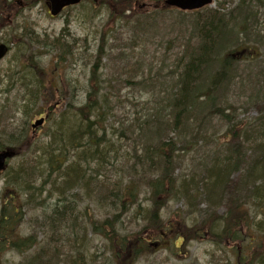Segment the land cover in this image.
<instances>
[{
	"label": "trees",
	"instance_id": "16d2710c",
	"mask_svg": "<svg viewBox=\"0 0 264 264\" xmlns=\"http://www.w3.org/2000/svg\"><path fill=\"white\" fill-rule=\"evenodd\" d=\"M89 2L109 10L119 27L131 25L143 40L155 39L163 45L164 41L158 35L161 28L165 29L164 34H170L171 38L164 49L173 61L164 77L165 87L160 90L162 95L158 94L157 99L153 97L151 102L142 104L145 114L141 115L140 124L137 117L129 125L125 121L114 124H118L121 138L133 142L130 148L133 158L132 167L120 168L121 172L127 170L130 177L115 175L112 178L103 171L116 169L111 160L117 158L105 149V144L111 143L112 135L117 132L110 121L115 118V107L121 102L118 92L112 87L113 82L104 81L107 39L92 56L89 87L83 93L85 101L76 105V98L72 95L75 88L64 75L57 76L55 71L69 58L75 59L69 44L61 37L56 41L33 40L42 48L50 47L56 54L55 59L59 63L53 61L47 70L36 60L31 38L27 34H22L20 39L14 37V41L19 40L17 45L24 43L28 48H19L16 66L22 74L24 70L31 73L18 79L27 88L23 98L25 105L21 106L22 111H18L22 112L26 124L48 112L49 126L44 130L42 140L36 141L32 134L23 138L21 133L8 132L9 125L5 121L8 113L0 111V141L7 143L0 149L9 147L16 152V157H27V161L20 164L22 169H18L17 180L9 184L11 190L17 193L26 191L28 199L40 200L43 195L31 199L28 184L43 182L42 189L49 191L47 199H50L59 189L55 185L57 181L63 184L61 191L70 190L72 183L74 191L84 192V195L75 193L72 196L76 207L80 202L91 200L106 211L104 217H98L93 211L88 217V232L87 227H78L74 239L63 237L61 240L60 236H53L50 245L41 251L45 252L41 255L42 261L44 264H86L88 233L91 231L92 235L104 237L108 242L114 264H133L146 251L143 238L147 231L163 234L166 230L174 236L182 228L178 217H175L178 229L167 226L161 218V211L183 184L192 189L187 196L189 207H193L198 197L206 195L203 188L208 187L213 193L208 192V197H213L217 191L225 190L229 194L228 197L213 199L216 204L218 201L226 204L224 214L218 216L217 210L213 209L208 220L187 229L188 239H196L193 237L196 233L212 232L218 223L219 242H228L236 247V264H263L264 225L262 221L256 222L257 212H264V198L256 195V184L264 181V1L241 0L231 11L221 4L217 10L178 12V20L171 21L168 28L164 27L167 24L164 14L172 12L153 10L138 15L137 0ZM159 5L166 8L162 1ZM134 16L136 20L131 22ZM12 35L15 36L14 30ZM126 69L134 70L121 76L118 83L146 90L152 78L153 64L145 60H140L139 65L138 62H127L123 65V70ZM244 105L247 110H256L257 116L252 120L239 119L237 111ZM55 106H64V110L56 114ZM216 121L224 128L218 139L215 138L218 131H209V126ZM201 142L209 147L208 152L221 147L228 148L230 152L223 158L215 155L210 162H205L208 159L205 156L198 164H193L190 177L179 176L176 172L183 164L182 155L190 151L199 153L196 149ZM234 173L239 174L236 184L235 179H230ZM242 173L246 176H240ZM142 188L150 192L149 216L144 220L146 226L140 233L119 234L121 220L139 206L138 192ZM232 188L235 194H231ZM208 203L212 207V202ZM10 216L12 213L4 211L0 216V235L4 243L5 232L15 225L14 218ZM75 218L60 217L56 222L52 219L59 235L62 229L68 228V224L70 227L81 223ZM31 245L32 241L28 239L25 247ZM247 247L248 255L243 251ZM38 262L34 259L31 264Z\"/></svg>",
	"mask_w": 264,
	"mask_h": 264
},
{
	"label": "rangeland",
	"instance_id": "374dc122",
	"mask_svg": "<svg viewBox=\"0 0 264 264\" xmlns=\"http://www.w3.org/2000/svg\"><path fill=\"white\" fill-rule=\"evenodd\" d=\"M161 1L162 0H137L136 14L140 15V13L143 14L153 11L154 6L160 4ZM240 1L241 0H215L214 4L209 9L210 11L215 10L219 6V3H222L226 5V9L231 11L235 9ZM262 5H264V2H262ZM164 17V20H167V24H164V27L166 26L167 28L171 21H177L179 18L177 13H170ZM115 20L114 15L105 7L102 8L100 7V4L93 5L90 2H84L76 8L65 11L61 16L52 18L49 16L44 3H39L38 0H0V42L8 41L13 44L12 46H15L19 40L14 41V37L20 39L22 38V34H27L31 38L30 41L32 40L33 53L37 61H40L43 68L45 67L47 70H50L56 55H53L54 52L51 53L50 47L43 49L38 42H34L33 40L35 38L40 40H53L61 37L66 42L73 44L71 50L76 54V57H74L75 59H71V61L70 59L69 61L66 60L65 63L60 65L58 70L55 71L56 74H58L57 76L64 75L65 80L68 81V83L70 82L69 84H72V86L76 88L73 90L74 93H72L73 97L76 98L74 103L76 105H81L85 101L83 92L88 88V79L92 67L90 64L92 56L96 53V50L102 41L107 39V56L103 61L105 62L104 81L113 82L112 87L116 93L118 92V97L121 102L115 107V118H112L110 121V123H112L111 127L117 129V132L111 137V143L114 150L112 156L117 158L116 160H111V162L113 163V166L116 165V169L109 168L103 171L108 177L113 176L112 178H114L115 175L130 177L127 170L121 172L120 168L122 166L126 169L132 167L131 163L133 155L130 154V148L132 147L133 142L121 138L118 134V124L125 121L127 122V125H129L134 121L135 117L138 118V123L141 122V115L145 114L144 110L141 109L144 107L142 104L145 102H151L153 97L157 99L158 94L162 95V91L160 92V90H163L165 87L164 77H166L169 72V68L173 61L171 55H168L164 49L167 41L171 38L170 34H164L165 29L162 30L161 28V33L158 35V37L162 38L164 41L162 45L158 44L155 39L143 40V37H140L138 33L134 32L131 25L126 27L123 26L122 28L116 24L117 22L115 23ZM135 20L136 17L134 16L132 17L131 22H134ZM13 30L15 36L12 35ZM167 30L168 29H166V31ZM26 50H28V48ZM14 51H12L0 64V111L8 113V116L5 117V121L7 125H9V133H21L23 138L32 134L36 141H39L43 139L44 130L49 126V121L43 128H39L36 132H33L31 124L39 119V117L32 118L30 122L26 124L27 121L24 120L19 113L20 110L22 111L21 106L25 105L23 98L26 94L27 88L23 85L21 80L18 79L28 73L24 71L22 74L20 72L21 69L17 68L15 61L17 55ZM140 60H145L147 63L153 64L154 68L151 71L152 78L146 86V90L139 89L140 87L131 86V84L127 86L120 85L118 83L120 77H124L129 74V71L134 70H123V65L127 62H131L132 64L138 62L139 65ZM257 65L258 64H256V67ZM157 76L158 79L155 78ZM105 86L108 88V84ZM63 110L64 106L59 107L55 113L58 114V112ZM237 112L239 114V119L241 120H252L257 116L256 110H247V106ZM115 123L118 124L114 125ZM222 126L223 124L218 121L209 126V131L211 133L218 131L216 133V139H218V136L224 131ZM214 143L217 142L214 141ZM6 144L7 143L0 141V145L5 146ZM196 150L200 154H195L190 151L182 155L183 164H181L180 169L176 172L179 176L185 175L186 178L190 177L191 172L193 171V164H198L205 156L208 158L205 162H210L215 155H217V158H223L230 152L226 147L217 148L212 152H208L209 147H207L204 142H201ZM26 161V156H18L13 159L9 163L7 172L0 177V208L2 206V201L5 199L2 196L3 193L6 194V198H9L6 200H8L10 204L23 206L21 221L15 239L25 240L27 238L34 239L38 237L37 242L39 244L34 245L30 251L18 252L9 249L8 251L1 253L0 264H26L27 260L36 256L34 255L36 252L37 255H43L45 253L41 252L43 247L47 244L50 245L51 238L53 237L50 231L51 219L48 218L49 215H51L49 212L50 209L45 211L37 207L35 208L33 205L27 206V196L25 195V191L21 192L20 196L17 195L14 198L15 200L11 199L13 197H10L13 192L9 190L8 183L13 180L14 173L20 168V164L22 162L25 163ZM240 176L245 177L246 175L242 173ZM238 177L239 174L234 173L231 174L230 179H235L236 184ZM261 180H263V176L261 177ZM263 184L264 181H258L256 184L258 187L256 195H260L262 198H264V186L262 187L260 185ZM191 191V188L181 184L178 187V192L176 191L175 195L172 196L173 199L167 202L164 210L161 212L162 220L167 226L171 227V229H178L179 225L175 217L180 219L179 223L182 228L180 229L179 234L181 236L183 235L185 239L177 237L174 240L173 245L171 239L168 237L169 239L167 238L165 241L166 243L159 242L157 246L152 247V249L147 251L145 255L139 257L136 264H236V247L228 242H219L220 239L218 235L220 227H218V223H215L212 232H200V236L199 233H196L193 236L196 239H188V235L186 234L188 228L198 226L205 220H208L213 209L217 210L218 216L223 215L226 204L221 201H218V204H216L214 200L221 197L223 198V196L228 197L229 194L224 190V192L217 191L213 197H211V195L208 197L207 193H211L209 188L207 187L205 190L203 188L202 191H204L203 193H206V195L200 198L196 195L198 200L194 203L193 207H189L187 196ZM75 193L84 195V192L74 191V194ZM232 193L235 194L233 188L231 190V194ZM45 195L46 194H44L41 200L44 199ZM138 195L139 206H136L126 218L121 220L122 223L120 224L121 230H119V234L127 235L129 233H136L144 229L146 226L144 220H147L149 216L150 192H148L146 188H142L138 192ZM207 199L212 202V207ZM49 202L50 201H48V203ZM72 205L73 207L74 205L76 207L75 202H73ZM78 206L77 210L79 214H76V217H78L76 220L81 223L71 225L70 227L68 224V228L62 229L60 233L61 235L58 233L55 238H59L60 236L61 240L63 237L74 239L78 227L85 228L88 226V217L93 214V211L98 217H104V215H106V211L104 212V209H100L95 204L91 203V200L80 202ZM259 212L260 211L257 212L258 217L256 223H259L264 219V214ZM207 228H209V225ZM262 228L260 229L262 230ZM57 232H59V230H57ZM86 232H88V227ZM254 235L258 238L256 234ZM80 237H82V234ZM160 238L161 236L159 239ZM157 240L156 237V241ZM79 242L82 244L81 240H79ZM154 243L155 242H152V244ZM88 244L89 252L86 256V264H114L112 255L109 251L110 246L104 237L102 238L98 235H92L91 231H89ZM237 249L240 251L242 250L241 248ZM243 251L244 254H249L248 247L244 248ZM49 256L50 255H48V257ZM48 257L46 260H48ZM41 264H44V262ZM53 264L58 263L55 262ZM62 264L69 263L63 262Z\"/></svg>",
	"mask_w": 264,
	"mask_h": 264
},
{
	"label": "bare ground",
	"instance_id": "6f19581e",
	"mask_svg": "<svg viewBox=\"0 0 264 264\" xmlns=\"http://www.w3.org/2000/svg\"><path fill=\"white\" fill-rule=\"evenodd\" d=\"M29 75H31V73L23 75V78H25L26 76H29ZM24 81H25V79H24ZM19 113L23 117L22 112H19ZM19 138H21V136ZM105 145H106L105 149L110 150L111 151V155H112L114 153L112 143L105 144ZM20 169H22V168H20ZM19 172H20L19 170L16 171L17 174H15V176L13 178L14 180H17L16 178L18 177L17 175H19L18 174ZM58 173H60V172H58ZM56 175H58V174H56ZM56 175L54 177H56ZM25 180L30 181L29 178L28 179L25 178ZM43 185H44L43 182H31V183L28 184V187H29V189L31 191L30 194H31L32 198L36 199V196L37 197L41 196V195H43L46 192V190L42 189ZM51 185H53V184L51 183ZM55 185H57V187H59V189L56 190L55 195L52 197V199L50 200L49 203L44 205V207L46 208V210L50 209L49 212H50L51 215H53L52 217H53V220L55 222L57 221V218H60V217H63V218H67V217L75 218L77 216L76 214H79L78 210H77L78 208L75 207V205H74V207L72 205V203H73L72 196L74 194L75 185L71 183L69 185L71 189L68 190V191L67 190H65V191L64 190L63 191L60 190L61 187L63 186V184L60 183L59 181H57V183ZM215 194H216V192H215ZM80 217H82V216H80ZM76 218H78V217H76Z\"/></svg>",
	"mask_w": 264,
	"mask_h": 264
},
{
	"label": "water",
	"instance_id": "95a60500",
	"mask_svg": "<svg viewBox=\"0 0 264 264\" xmlns=\"http://www.w3.org/2000/svg\"><path fill=\"white\" fill-rule=\"evenodd\" d=\"M82 0H46L50 7L52 16H58L62 10L66 7L77 5ZM213 0H166L165 3L170 7H175L183 11H191L203 8L206 5L212 4ZM8 52V48L5 45H0V61L3 59ZM44 119L37 121L33 128L41 126ZM11 156V153L4 152L0 153V171L4 169L6 159Z\"/></svg>",
	"mask_w": 264,
	"mask_h": 264
}]
</instances>
